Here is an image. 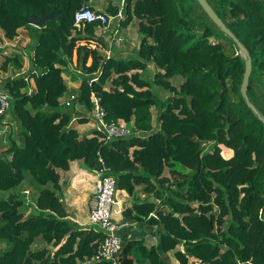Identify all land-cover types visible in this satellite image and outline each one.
I'll return each mask as SVG.
<instances>
[{
  "label": "trees",
  "instance_id": "1",
  "mask_svg": "<svg viewBox=\"0 0 264 264\" xmlns=\"http://www.w3.org/2000/svg\"><path fill=\"white\" fill-rule=\"evenodd\" d=\"M126 1L123 23L140 21L138 58L103 56L99 23L75 25V12L89 0H0V40L33 28L29 17L53 13L44 27L33 28L29 74L3 84L22 136L0 155V191L9 193L0 197V264H112L95 259L104 231L68 218L62 198L61 177L71 162L99 169L100 156L116 179L113 218L157 227L155 244L126 239L121 264H170L171 253L180 264H264V114L251 89L253 76L264 77V0H208L248 50V94L258 112L241 92V49L198 0ZM196 6L211 23L194 16ZM150 62L159 69L158 82L174 92L164 101L138 71ZM62 65L82 76L73 102L84 114L61 104L69 90ZM175 76L184 79L178 88L170 82ZM91 95L101 97L109 121L133 123L139 132L108 143L97 128L81 136L73 122L92 119ZM28 173L35 192L26 203L18 189ZM139 186L147 197L132 206L119 201L122 191L135 195ZM40 239L45 244L35 248Z\"/></svg>",
  "mask_w": 264,
  "mask_h": 264
},
{
  "label": "rangeland",
  "instance_id": "2",
  "mask_svg": "<svg viewBox=\"0 0 264 264\" xmlns=\"http://www.w3.org/2000/svg\"><path fill=\"white\" fill-rule=\"evenodd\" d=\"M104 1L107 3L109 2V0H104ZM115 1L119 2L120 6H121L120 8H125L127 5L126 0H115ZM194 9H195V12H193L194 16H196L197 18L204 19L207 23H211L209 18L204 14V12L198 6H196V8H194ZM126 19H127V15L124 12V17L122 19L123 25L121 28V36H123V41H122V44L119 46H117L115 44L114 39H113L112 35L110 34V32H106V31L103 32L102 28H98V32L100 33V36H102L103 39L105 40V46L104 47L100 46L99 47L100 50H103V52H105V51L107 52V50H111L113 55H115V56H119L120 52L121 53L126 52L125 58H133V57L137 56L138 51L136 49V46L139 44V42L141 40H143L142 35H141V31H140V24H139L140 21L138 18L134 17L128 23H123V22H126ZM31 33L33 34L31 36V39H33V43L29 42L27 47L22 48V50L20 51L21 57H19V58H22L23 60H25V61H23L24 63H22L18 59H17V61H13L12 59H10V57L12 58L14 53H15L14 55H16L15 51H17V49L12 48L10 46L8 47V45H6V46L5 45L2 46L3 44L0 45V51H1L0 52V74H4V76H5L6 75L5 73H7L8 75L10 74V77H12V75L15 76L18 72L23 73V74H20L19 76H26L27 73L29 74V71L33 68L32 63H31V59L33 56V47H34L35 42L37 41V31H36V29H33V28L22 27L21 33H19L21 36L23 35L22 40H24L25 37L29 38ZM15 41H19V40L16 39ZM149 41L152 42V39L150 38ZM3 42H5V41H3ZM11 43H12V41H11ZM11 43H8V44L11 45ZM13 44H16V43H13ZM22 45L23 44H20V47ZM241 55L243 58L246 59V55L242 50H241ZM122 57H123V54H122ZM5 60L9 61L7 71L4 70L2 67V64ZM23 64L26 65L25 68L23 67ZM64 66L65 65H63V67ZM20 67H23V68L21 69ZM65 67H67V68H65V70L67 71L66 74L68 75V73H70V70H72V67L71 66H65ZM36 70H37V72L39 71L38 69H36ZM158 71H159L158 67L153 62H150L148 64L147 68L141 73V76L143 77V79L149 80L151 82V88H152L153 92L155 93V95L160 100L164 101L169 96H172L174 94V92L165 88L164 85H162L161 83L158 82V78L156 77V74ZM67 75H65L66 79L69 78ZM74 75L77 76L75 73H74ZM80 77L77 76L78 82H81L82 76L80 75ZM3 81H6V78L2 79V82H0L1 85L4 84ZM183 81H184V79L181 76H175V77L170 79V82H172V84L174 86H176L177 88L180 86V84ZM32 82L33 81H31V83ZM31 83H30V85H31ZM251 83H252L251 89L253 91V97L256 100V104L260 107V109L263 111V114H264V77L261 75L253 76ZM107 87L110 88V82L107 84ZM248 88H249V86H248ZM68 91L64 94V96H62L60 98V101L68 99V97L70 98V92H68ZM255 100L252 101L254 105H255ZM74 104L75 103L73 102V105ZM64 108H67V107L64 106ZM152 110H153L154 116L156 118V116L159 112V106H157V105L153 106ZM4 118L7 119V122L0 124V130L3 131L2 133H0V155L4 152V150L6 148H8L11 145L13 140L20 142L21 136H22L21 130H20L19 125L17 123V118H16L14 111H13V108L8 113L5 114ZM129 124H133V123H129ZM74 125H77V124H74ZM82 128H84V129L90 128V125L89 124L83 125ZM88 132H91V131H88ZM3 148H4V150H3ZM209 148H211V146ZM78 162H79L78 166L83 165L80 161H78ZM73 164H74L73 169L75 168L74 169L75 172L73 173V176H71L72 175L71 172L70 173H66L67 171L63 172L62 177H61V181H62V178L66 179L68 182L70 181L68 183V185L67 184L65 185L67 187L66 192H67V198L69 199V203L74 202V203H72L73 204L72 206H73V208H75L76 212H82V213L84 212L83 214L80 213L82 215L79 216V219L84 218V220H86L88 222V224H91L89 222L90 209H89V203L87 202L88 199L86 198L87 201H84V203H83L84 210L80 209V203L76 199V197H78L80 195V193H82L81 190L83 188L81 185H83L85 183V181H83L82 175L79 176V174H78L79 171L76 170L77 169L76 164L75 163H73ZM179 168L182 170V172H186V170L183 169L182 167H179ZM70 169H71V166H70ZM70 169L68 171H70ZM165 175L168 176L171 180L174 179L173 175L169 172L168 169H166ZM27 176H28L27 179L22 184V186L19 187L18 191H21L22 195H24V197H25L26 203H29V202H31L32 194L35 192V188L33 187L32 184H30V180L32 179V175L30 173H28ZM76 176H78L77 181H76ZM26 188L30 189V192H31L30 194L25 191ZM88 194H89L88 191L85 190V191H83L82 197L88 196ZM135 195L137 197H135V199H133L134 201L136 199H143V198L147 197L148 193L145 191L143 186H139L136 189ZM30 196H31V199H30ZM122 196H123V194L120 193V195L118 197H122ZM149 196H150L151 200H153L154 202H158L157 197H155L154 194H151ZM0 197H1V195H0ZM131 202H132V200H131ZM29 213H30V210L27 211L26 214H29ZM41 243H42V245L45 244L43 241H41V242L39 241L38 244L35 245V248L40 246ZM181 248H184V247L181 245ZM170 256H172V260H171L170 264H172L173 262H174L173 264H178L174 261L175 259L173 258L172 253L170 254ZM191 258H192L191 260L196 259L193 257H191ZM196 261L199 262L198 259H196ZM196 264H197V262H196Z\"/></svg>",
  "mask_w": 264,
  "mask_h": 264
},
{
  "label": "built area",
  "instance_id": "3",
  "mask_svg": "<svg viewBox=\"0 0 264 264\" xmlns=\"http://www.w3.org/2000/svg\"><path fill=\"white\" fill-rule=\"evenodd\" d=\"M123 17V10L113 14L95 10L87 4H83L82 7L75 12V25L98 22V28H102L103 32H110L115 44L119 46L123 41V36H121L119 32V26ZM107 54L108 56L111 55V51H108ZM34 72L38 74L37 70H34ZM26 79H28V77H26ZM95 80H97L96 77L89 78L88 81L92 83ZM32 90V88H29V93H31ZM76 97V94H72L70 98L61 101V104L66 107H71ZM91 101L94 103V107L90 114L92 119H95L99 124L97 129L103 132L99 137L100 141L108 143L115 139L128 138L139 132L133 124H129L124 120L109 121L107 119V110L101 103V97L91 95ZM11 108L12 95L0 84V115H5ZM99 160L101 162V167L96 169L97 181L94 197L91 202L89 222L97 225L104 231V239L100 243L95 259L106 260L112 264H121L120 254L126 239H130V235L128 237L122 236L120 230L127 227L135 230L139 227V224L126 220L118 221L113 218V206L117 203L116 179L113 175L109 174L110 168L105 164L101 156ZM157 200L158 202L160 201L159 199ZM151 216L156 215L151 213L149 217ZM140 237H142V235Z\"/></svg>",
  "mask_w": 264,
  "mask_h": 264
},
{
  "label": "crops",
  "instance_id": "4",
  "mask_svg": "<svg viewBox=\"0 0 264 264\" xmlns=\"http://www.w3.org/2000/svg\"><path fill=\"white\" fill-rule=\"evenodd\" d=\"M89 5L93 8V9H95V10H101V11H104V12H107V13H110L111 12V10H113L114 8H111V7H116L115 8V10H117V12L118 11H120V10H123V8H120L121 6H120V4H119V2L118 1H115V0H109V2L107 3V2H105L104 0H89ZM130 24V23H129ZM128 24V25H129ZM122 22L120 23V26H119V32L121 33V28H122ZM127 25V26H128ZM33 26V28H38V27H36L35 25H32ZM81 26L82 25H77V27L78 28H81ZM126 26V27H127ZM125 27V28H126ZM96 34L98 35V36H100V33L98 32V28L96 29ZM19 33H21V28L19 29ZM30 33V32H29ZM31 34H30V37L28 38H26L25 37V39L24 40H22V38H23V35L21 36L20 34L16 37V38H14V39H11V41H12V43H11V41H10V39H3V40H0V45L1 44H3L2 46H6V45H8V47L10 46V47H12V48H15V49H17V51H15L16 52V55H14L13 54V56H12V60L13 61H17V59L19 60V61H21L22 63H24L23 61H25V60H23L22 58H19V57H21L20 56V54H21V50H22V48H25V47H27V45L29 44V42H31L32 43V39H31ZM101 37V36H100ZM126 37V36H125ZM19 40V41H15V40ZM3 41H5V42H3ZM10 41V42H9ZM8 43H11V45L10 44H8ZM13 43H16V44H13ZM20 44H23L21 47H20ZM98 50H99V52L103 55V56H108V54H107V52L108 51H111V50H107V52L105 53V52H103V50H100L99 49V47H98ZM1 52V51H0ZM126 53V52H125ZM125 53H121L120 52V55H119V57H121V58H124L125 57ZM122 54H123V57H122ZM24 55V54H23ZM109 56H115V55H113V53H112V51H111V55H109ZM133 58H138V54H137V56H135V57H133ZM12 61V62H13ZM25 64H23V67L25 68ZM66 66H69V65H66ZM23 67H20L21 69L23 68ZM62 67V70H63V73H62V75H63V77H64V79H65V81L67 82V84H68V88H69V91L68 92H70V96L72 95V94H76L77 95V89L80 87V85H81V82H82V79H81V82H78L77 81V76H79L80 77V75L77 73V72H75V70L72 68V70H70V73H68V75L66 74V70H65V68H67V67H63V65L61 66ZM25 70V69H24ZM140 73H142L144 70H138ZM74 73L77 75V76H75L74 75ZM6 75L4 76V74H0V82H2V79L3 78H6V79H8V78H15V77H19V75L20 74H23L22 72H18L15 76H13L12 75V77H10V74L8 75L7 73H5ZM26 75H28V73L26 74ZM65 75H67L69 78L68 79H66L65 78ZM81 78V77H80ZM31 81H33L32 83H31V85L33 86H31V85H29V87L31 88L32 87V89H34L35 88V82H34V80H31ZM4 82V81H3ZM106 88H108V87H106ZM64 96V95H63ZM69 98V97H68ZM66 100V99H65ZM75 112H76V114H84L85 113V110H84V108L80 105V104H75ZM5 122H7V119H3L1 122H0V124H3V123H5ZM76 122V121H75ZM73 122V126L75 127V128H77V130L79 131V133L81 134V136H84V135H88V136H92V131L94 130V129H96L97 128V126H99V124H98V122L94 119H91L89 122H87V123H78V122ZM74 124H77V125H74ZM90 125V128H87V129H84V128H82V126L83 125ZM7 127V126H6ZM88 131H91V132H88ZM3 131H1L0 130V133H2ZM3 150H4V148H3ZM73 163H75L76 164V167H77V169L76 170H78L79 171V176L80 175H82L83 176V181H85V183L83 184V185H81L82 186V190H81V192L82 193H80V195L78 196V197H76V199H77V201H79V203H80V209H82V210H84V208H83V203H84V201H87V199H88V203H89V209L91 208V202H92V200H93V197H94V191H95V186H96V181H97V176H96V169H93V170H89L88 168H86V167H84V165H80V166H78L79 164V162L78 161H72V163H71V169H70V171H67L66 173H72V175L71 176H73V173L75 172V168L73 169V166H74V164ZM91 171V172H90ZM75 178V177H74ZM74 180V179H73ZM78 180V176H76V181ZM62 184H63V186H62V189H63V193H62V198H63V200L65 201V203H66V205H67V210H68V218H70V219H72V220H74V221H76L77 223H80V224H88V222L86 221V220H84V218L83 219H79V216H81L83 213L82 212H76L75 211V208H73V204L72 203H74V202H70L69 203V199L67 198V192H66V189H67V187L65 186L66 184L68 185V183L70 182H68L66 179H64V178H62ZM73 183V182H72ZM87 190L88 191V196H83L82 197V194H83V191H85V190ZM26 192H28L29 194L31 193L30 192V189L29 188H26V190H25ZM121 194H123V196L122 197H119V201L120 202H122V201H126V203H127V205L128 206H132V204H133V202H134V200L133 199H135V197H137L136 195H130V194H128L126 191H122V193ZM0 195L1 196H8L9 195V193L8 192H1L0 191ZM76 196V195H75ZM87 198V199H86ZM30 199H31V196H30ZM131 200H132V202H131ZM86 202V203H87ZM81 210V211H82ZM80 213H82V214H80ZM120 234L122 235V236H126V237H128L129 235H130V239H133L134 237H140L141 235H142V237H144L145 238V240L147 241V243L148 244H155V243H157V241H158V234H157V227L156 226H141L140 224H139V227L137 228V229H131V228H129V227H127V228H123V229H121L120 230ZM41 242L42 240L40 239V240H38L37 241V244H38V242ZM40 245H42V243L40 244ZM0 246H1V248H2V245H1V243H0ZM176 263H178L176 260H174ZM174 263V262H173ZM178 264H180V263H178Z\"/></svg>",
  "mask_w": 264,
  "mask_h": 264
},
{
  "label": "water",
  "instance_id": "5",
  "mask_svg": "<svg viewBox=\"0 0 264 264\" xmlns=\"http://www.w3.org/2000/svg\"><path fill=\"white\" fill-rule=\"evenodd\" d=\"M204 11L207 13V15L211 18V20L229 37H231L236 44L239 46V48L245 53L246 55V66H245V73L243 77V83L241 86V92L248 103L249 107L252 108L255 112H258L257 107L253 104L251 101L249 94H248V86L250 81V76L252 73L253 65H252V59L248 53L247 48L239 41V39L231 32V30L226 26L225 22L219 17V15L216 13V11L213 9L211 4L207 0H198ZM53 18V13L44 14L42 16H31L28 19L29 24L35 25L38 28L44 27L47 20ZM141 40L138 44V47L142 44Z\"/></svg>",
  "mask_w": 264,
  "mask_h": 264
}]
</instances>
